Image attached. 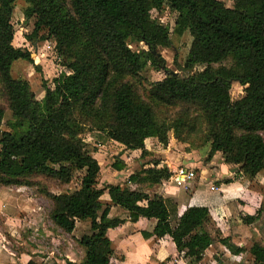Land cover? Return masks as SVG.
<instances>
[{
  "label": "trees",
  "instance_id": "trees-1",
  "mask_svg": "<svg viewBox=\"0 0 264 264\" xmlns=\"http://www.w3.org/2000/svg\"><path fill=\"white\" fill-rule=\"evenodd\" d=\"M164 4L175 11L171 30L150 15L151 8ZM13 5L14 0H0V91L10 109L3 121L0 106V185L37 186L30 179L34 175L66 183L78 171L76 187L57 192L37 188L50 200L48 217L60 229L70 232L76 220L88 223V231L77 238L83 256L65 259L70 264H110L106 229L139 216L155 218L150 234H167L178 253L200 259L211 232L217 233L208 207L192 204L176 215L170 198L127 184L165 180L171 171L157 157L141 161L126 182L98 184L99 165L81 132L89 123L125 148H139L140 155L147 136L165 145L175 123L158 121L150 104L123 80L150 64L164 72L150 82L152 100L193 102L203 110L210 139L204 160L219 151L224 162L250 175L263 168L264 0H232L229 6L222 0H23L24 22L33 18L26 38L51 37L67 69L53 76L51 85H42L40 98L23 76L11 73L15 59L30 60L27 48L11 42ZM184 30L191 38L174 71L165 66L159 47L170 45V32ZM139 41L145 47H130ZM232 80L243 85V93L230 100ZM121 164L115 157L112 165ZM104 189L112 204L126 210L125 217L108 214L110 203L100 200ZM218 239L232 252L244 250L226 236ZM247 250L253 263L264 261V244L253 241Z\"/></svg>",
  "mask_w": 264,
  "mask_h": 264
},
{
  "label": "crops",
  "instance_id": "crops-1",
  "mask_svg": "<svg viewBox=\"0 0 264 264\" xmlns=\"http://www.w3.org/2000/svg\"><path fill=\"white\" fill-rule=\"evenodd\" d=\"M263 131L260 130L259 133L264 139ZM151 139L153 136L144 138L145 149L149 147L147 143L145 144L146 140L152 142ZM112 141L122 148V152L118 156L121 158L122 164L117 168L111 162L108 165L106 178L101 181L124 182L127 174L143 161L138 156L140 149L125 148L123 144L115 140ZM208 148L209 145L207 150ZM127 151H129L128 154H126ZM132 153L137 156H131ZM159 162L165 164L170 171L178 164H185L193 168L194 175L180 184H175L168 177L152 184L137 185L129 181L127 184L130 187L139 186L149 195L156 193L162 197L170 198L175 204L176 215H179L188 205L207 206L217 233L211 232V243L204 249L200 259L193 260L189 256L178 253L167 234L162 236L150 234L155 223L154 217L139 216L134 221L126 219L122 223L106 229L111 247L110 264L146 262L174 264V260H176V264H202L204 262L217 264L218 261L219 264H264V261L253 263L252 255L247 250L253 241L264 244V167L250 175L238 169L237 165L224 162L219 151L203 161L182 156L180 159L178 158V162L175 161V157H160ZM98 164L100 167L99 161ZM223 178L229 179L223 181ZM10 186L13 188H9ZM22 186L26 187L27 185H0V264H26L28 260L35 264H44L45 262L43 253H37V248H34L27 240L29 236L27 233L34 225L27 207L32 206L31 198L35 197L31 194L28 195L29 193H26V196H20L19 190ZM100 200L110 203L109 215L126 216L125 209L111 203L105 189L100 194ZM11 209H14V212L21 210L22 216L13 213ZM249 214H255V217L251 221H244V216ZM78 222L87 223L86 220H76L75 225ZM75 225L70 233L75 229ZM86 225L88 226V224ZM56 227L60 229L58 226ZM220 236L228 237L231 243L244 247V250L232 252L218 239ZM77 238V235L76 238H73L76 247H68L66 243H63L61 247L63 257L62 260L54 257L56 264H70L64 262L67 258L69 261H77V259L71 258L73 249L78 253V260L83 256V246L77 242ZM37 251H41V249Z\"/></svg>",
  "mask_w": 264,
  "mask_h": 264
},
{
  "label": "rangeland",
  "instance_id": "rangeland-1",
  "mask_svg": "<svg viewBox=\"0 0 264 264\" xmlns=\"http://www.w3.org/2000/svg\"><path fill=\"white\" fill-rule=\"evenodd\" d=\"M222 1L228 6L232 3V0ZM22 4L23 0H14V5L11 9V14L9 16L13 30L11 42L14 46L27 48L29 50L30 60L21 58L15 59L11 65V73L12 75L23 76L27 80L34 97L40 98L43 93L42 85L44 83L46 85H51V78L61 70L67 69L65 65L60 63V59L53 48V40L51 37L35 40L26 38V33L31 29L33 18L30 17L24 22L21 12ZM150 15L165 23L169 27V30L172 29L175 11L167 5L164 4L161 8L157 9L151 8ZM190 38L186 30L182 31L179 35L170 32V45L159 47V52L163 56L164 64L167 68L174 71L177 70L176 64H181L183 62ZM139 46L144 45H142L140 41L136 44H130L132 48H138ZM200 66L201 64L199 63L194 65L195 68H199ZM163 75L164 72L161 69H156L152 65L147 64L139 70L137 74H128L123 77V80L132 86L136 94L142 100L150 104L154 116L158 121L175 123L174 130L172 128L167 130V142L165 145H162L153 136V139H151L152 142L148 140L145 142V144L147 143L149 145V147L145 149V153L143 155L139 154L138 156H140L142 160L156 157H175L176 162H178V158L180 159L182 156H187L203 161L207 153V146L210 144V139L208 138V126L201 107L196 103L187 101H175L171 104H165L152 100L148 95L150 82L163 77ZM242 86L243 85L237 80L231 81L228 88L230 100L236 99L242 95ZM0 106L3 109L2 120L4 121L10 117V109L1 91ZM86 124L83 127L81 136L84 138L90 154L93 157L96 156L94 158L100 162L97 180L99 184H102L104 182L101 180L106 178L105 175L108 173V165L114 161L115 157L119 156L122 152V148L120 145L110 140L103 131H97L89 123ZM1 126L4 127L5 125L2 123ZM164 149L165 151H163ZM215 152L216 151H214V153ZM128 153L129 151H127L126 154ZM213 154L211 156H213ZM131 156L137 155H133L132 153ZM118 159L121 160L120 157H118ZM77 174L78 171H76L72 178L66 183H60L54 178L45 177L43 175H34L30 179L37 183V186L34 184L33 186L20 187V196L23 197L26 196V193H29L28 195L31 194L35 197L31 198L33 203L32 206L27 207L34 221L33 227L30 228L31 231L28 229L30 232L27 233V236L29 235L27 240L34 248H37V250L41 249V251L36 250V252L43 253L45 256L44 264H56L54 257L62 260L63 250L61 247L63 243H66L68 247H76L75 243H73V238L87 231L86 224L88 223H76L72 233L57 229L55 224L48 217L50 200L41 194L37 188L40 190L42 187H45L53 192L71 189L77 186ZM9 188H13V186ZM26 199L28 198L26 197ZM11 210L13 213L20 216L23 214L21 210L17 212H14V209ZM72 255L71 258L78 260V253H76L75 249L72 250ZM64 262L67 263L66 261ZM173 263L176 264V260H174Z\"/></svg>",
  "mask_w": 264,
  "mask_h": 264
},
{
  "label": "built area",
  "instance_id": "built-area-1",
  "mask_svg": "<svg viewBox=\"0 0 264 264\" xmlns=\"http://www.w3.org/2000/svg\"><path fill=\"white\" fill-rule=\"evenodd\" d=\"M194 171L192 167H188L185 164H178L173 168L171 174L168 176L175 184H180L188 178H192Z\"/></svg>",
  "mask_w": 264,
  "mask_h": 264
},
{
  "label": "water",
  "instance_id": "water-1",
  "mask_svg": "<svg viewBox=\"0 0 264 264\" xmlns=\"http://www.w3.org/2000/svg\"><path fill=\"white\" fill-rule=\"evenodd\" d=\"M174 72V71H173Z\"/></svg>",
  "mask_w": 264,
  "mask_h": 264
}]
</instances>
